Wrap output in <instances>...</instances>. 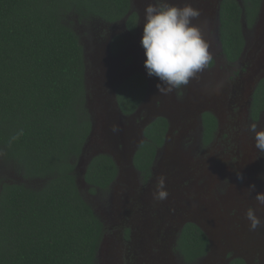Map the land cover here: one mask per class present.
Instances as JSON below:
<instances>
[{
  "label": "trees",
  "instance_id": "1",
  "mask_svg": "<svg viewBox=\"0 0 264 264\" xmlns=\"http://www.w3.org/2000/svg\"><path fill=\"white\" fill-rule=\"evenodd\" d=\"M261 2L221 1L219 41L229 64L240 58L243 25H254ZM129 11L130 0H0V170L11 166L24 180L0 179V264H98L104 226L76 172L92 126L86 55L77 27L118 24ZM136 17L132 13L127 19L131 31ZM146 90L147 81L138 74L117 89L122 116L136 111ZM263 111L264 79L251 96L250 119L258 122ZM203 119L201 145L206 147L217 125L210 113ZM166 128L165 119L158 118L145 129L135 152L141 187L152 178ZM20 129L23 135L12 141ZM117 172L109 156L94 157L83 175L88 193L104 194ZM173 251L184 263L195 264L208 254V240L197 226L186 224Z\"/></svg>",
  "mask_w": 264,
  "mask_h": 264
},
{
  "label": "flooded vegetation",
  "instance_id": "2",
  "mask_svg": "<svg viewBox=\"0 0 264 264\" xmlns=\"http://www.w3.org/2000/svg\"><path fill=\"white\" fill-rule=\"evenodd\" d=\"M221 1L222 0H194L195 3L192 4V6L194 8L199 9L200 12L202 11V9L206 12L208 6H214L213 10H211L209 13L212 12V16L215 17L214 36L217 38L216 45H217V54L219 56L217 59L216 55L212 54L214 58L213 64L210 67V69L205 72L206 73L215 72L217 66L216 61L219 60L220 63L223 65V67L229 68L228 69L229 75L227 77L230 78L232 81L237 82V78L242 77V75L247 73L249 70L256 68V70L252 73L253 76L257 79L253 87V89H255L256 85H258L264 79V65H260V66L255 65V62L256 61L260 62L259 60L263 57V55L258 54V51L260 49L259 45L264 40V37L263 35H260L261 38L260 39L255 38V41L252 44L249 42V38L245 37V46L243 48L240 58L238 59L237 62H235L234 65L229 64L221 55V46L219 41V33H218L220 26L219 7ZM236 1L240 3V0H236ZM148 2H149L148 0H138V2L137 0H130L131 11H129V13L124 17V19H122L118 24H113L103 29V32L105 31L104 35H101L102 33L101 29L99 30V32L95 31V33H93L95 40L93 41V45H92L94 50L91 51V57H95V59L97 60H99L98 54L103 52L101 45L103 40L105 42V43L103 42L104 47H106L107 43H109V47L107 51L104 50L103 58L100 59L102 61L107 60L108 63H113L114 60L122 56L124 52L126 51L132 52V56H128L124 60V62L120 63V65L112 66L110 68L112 71L111 75H113V77L119 74L121 75L124 72H126L132 64L140 65L141 67H143V61L145 58L143 57L142 59L139 58L140 49L135 47V45L138 44L135 43L140 41V38L137 37V33L140 30V35H141L140 28L142 23L141 18L143 15L140 13L138 14V11H141L140 7L146 6ZM262 10H264V0H262L261 2L259 13H261ZM132 13L137 14L135 21V28L133 31L127 28V19L129 15ZM259 15L260 14H258V16ZM212 20L213 18L211 19V21ZM207 22L208 20L207 17L205 16V13L203 16L200 15L198 20L193 21V24L201 28V31L206 40H207L206 34L208 29L205 30V27L207 25ZM258 23H259V17H257L253 25L254 29L258 28L257 27ZM86 38L87 37L83 39L84 51H86L85 49ZM87 42L88 43H86V48L88 49L92 41H87ZM249 43L251 44V46L249 45ZM89 59L91 61V65L86 66V81H85L88 91L87 100L89 99L90 101H94L93 103H96L98 105L96 109L97 112L101 113V115H104L103 112L101 111L104 108V103L110 100H114L112 98L113 97L111 93L112 91H110L107 87H105L107 85L103 80L99 82V79L97 78L100 77L101 71H99L97 65L95 66V64L92 62L90 57ZM244 60L246 61V65L243 66ZM85 63H87V58H85ZM250 67L252 68L250 69ZM235 69H237V71ZM137 74L141 75L139 73H136L130 77H133L134 75ZM130 77L125 79L123 82L117 83V85L115 84L116 85L115 100L117 96V89L121 87L122 84L125 83ZM205 79L207 78L202 73L198 80L192 81L194 85L191 84L190 81L189 85L181 90V94L179 96L174 92V93H169L166 96L161 95V98H158L157 97L158 91L155 86L153 89L154 94L152 96V99H153V103L155 104L154 109L156 113H159L161 111L162 113H165L164 108H166V104L164 103V100L162 98L166 100L167 104L169 103L171 110H175V111H178L179 109L173 108L171 101L172 98L175 101H177L178 104H185V106H186V98L189 96L192 100H198L199 102H201L204 96L203 93L206 92L205 88L207 87V90L210 89L209 86H206L207 84L205 83L201 84ZM154 81H155V85L160 83V81L156 77L154 78ZM253 89L249 93L251 96L253 93ZM233 94H234L233 91H231V98L228 101V105L229 104L232 105V102H235V99L234 101L232 100ZM145 97H146V93L141 103L144 101ZM214 105L215 102L210 98L206 102V106L210 108V111L197 112L199 110L198 109L195 111V113L189 114L183 110L181 113L174 114L170 118H168L167 115L164 117H160V116L150 117L149 119H147L148 121L149 120L150 121L147 122L144 126L143 123L140 124L141 121H144L147 118L145 116L146 113L143 112L133 122L132 131L131 133H129V136L130 135L135 136V141L132 139L131 136L129 137L130 141L136 142L137 145L136 150H137L145 139L144 138L145 129L153 122H155L158 118L165 119V121L167 122L166 133L164 135L163 145L159 147L156 152V157L154 160L156 161L157 158L160 156V153L163 147L165 146V144L171 148L177 146V148L179 147V149L180 148L183 149L186 145L187 146L193 145L195 137L194 134L191 133H193L195 127H193L192 124L194 123V121L190 119V117H193L195 118V120H197V124L195 123L194 124L196 126V129L199 130L198 136H199V141L201 143V134L204 129L203 117L206 113H210V115H212L216 120V125H217L216 132L217 130L220 129V122L217 115L218 109L215 108ZM212 107H214V111L211 112ZM117 109L119 111L118 106ZM263 113L264 111L260 114V118L258 122L261 120ZM132 114L129 116H123V118L124 119L128 117L130 118ZM248 116H250L249 112H248ZM126 124H128V122L124 121L123 125L126 126ZM228 144L221 148L225 158L221 159L220 161L217 160V163L219 164V162H222L221 164H225L223 167L225 173L232 175L233 181L237 183H241L242 179L244 178H248L250 181H253L255 175L251 172V170L247 169L244 172L239 168L240 166L238 163L242 162L244 159L242 157V154L240 152L233 153L234 149L232 148V146ZM118 148L120 150V146H118ZM178 161L180 160L174 161V164L178 163ZM263 161H264V154H263ZM261 162H260V166L263 171L262 174H264V165H262ZM253 163H256L258 167L259 163H257V160L256 162ZM116 168L118 171L117 176L116 179L109 186V189L104 194L101 191L97 190L98 192L97 194L99 198L103 197L102 209L100 208L97 209L92 204L95 213L98 215L104 226V234L97 254L98 264H186L182 261V258L179 256V254L174 253L173 251L177 237L186 224L175 233L170 234L169 232H167L166 218L165 219L161 218V215L164 214L163 208L161 206L159 207L154 202L147 200L142 201L140 199L142 191L148 188L150 185H152L151 180L149 181L148 184H146V188L140 190L138 189V187H140V177L135 168H134L136 171L135 177L129 176V183L127 185L120 182V168L119 166ZM203 172L204 169L202 173ZM237 172L240 173L242 179L237 178L236 176ZM202 173H200L199 171L197 174L200 176L202 175ZM202 177L204 178L203 175ZM227 183H229L228 179L224 180L222 187L224 184ZM81 188L85 191L86 198L91 203L90 198H92L94 195L88 193V187L86 185L81 186ZM187 224H191V223H187ZM253 254H256L254 258H253ZM229 257L230 255L228 254L226 255V257L223 258H221L219 254L212 256L205 255L204 257L199 258L195 264H226ZM250 257H251L249 261L250 264H253L252 261L254 260H255V264H264V245L261 252L255 251L254 253H252V256ZM231 261H229L228 264H230Z\"/></svg>",
  "mask_w": 264,
  "mask_h": 264
},
{
  "label": "water",
  "instance_id": "3",
  "mask_svg": "<svg viewBox=\"0 0 264 264\" xmlns=\"http://www.w3.org/2000/svg\"><path fill=\"white\" fill-rule=\"evenodd\" d=\"M180 1L182 0H174L175 5L178 6ZM259 14L257 27L264 23V10ZM143 17L144 14L141 18V35L144 23ZM141 35L139 30L137 37L141 39ZM135 44H137L135 47L140 49L139 58H145L140 41ZM108 47L109 43L106 44L105 51H107ZM128 56H132L131 51L124 52L113 63H108L107 60H93L99 71H101L100 77L97 79H99V82L103 80L106 83L107 86H104L112 91L114 100L104 103V108L101 110L104 115L97 112L98 105L93 103L94 101L87 100L92 126L87 141L83 146L82 156L76 166V172L80 173V177L77 178V183L80 186L85 185L83 175L86 166L97 155H107L112 159L116 167L119 166L121 183L127 185L129 176L135 177L136 171L133 166V157L137 145L134 142L135 136L130 135L134 140L130 141L129 133L132 131L134 120L143 112L146 113L145 116L147 118L141 121L140 124L143 123L144 126L150 121L147 120L150 117H164L167 115L170 118L183 110L189 114L195 113L198 109L197 112L210 111V108L206 106L207 100L204 97L208 96L207 93H209V89L207 90L206 87L207 92L206 94L203 93L205 95L201 102L192 100L189 96L186 98L185 106V104H178L172 98L173 108L179 109L175 111L171 110L169 103L167 104L166 100L162 98L166 104L165 113H162V111L156 113L152 99L153 89L156 86L155 77H149L144 67L132 64L123 74L114 77L111 75L112 71L110 68L120 65ZM136 73L143 75L147 81L146 97L135 113L130 118L124 119L121 112L117 109L115 86ZM157 97L161 98V94L158 92ZM212 111H214V107L211 108ZM124 121L128 122L126 126L123 125ZM114 128L116 129L115 131L113 130ZM118 146H120V150ZM180 149L177 146L171 148L165 144L160 156L153 163L152 185L142 191L140 199L154 202L163 208L164 214L161 215V218H166V231L170 234L177 232L187 223L197 226L208 240L207 256L219 254L223 258L228 254L230 257L226 264L234 259H242L245 264H250V253L261 252L264 245V210L263 206L258 205L255 200L257 191L249 190V185L251 184L248 178V181L242 182L244 185L237 186L238 184L231 180L232 175L225 173L224 168L218 165L217 160L219 158L216 155L197 156L193 153V148L186 152ZM219 152L223 154L221 151ZM177 160L180 161L174 164V161ZM241 166H248L251 169L257 168L256 163L246 162L245 159H243ZM239 168L241 169V167ZM203 169L204 172L202 173ZM199 171L204 178L202 175L199 176L197 174ZM160 176L166 178L165 186L168 192V197L163 201L153 199L156 182ZM226 179H228L229 183L222 187V183ZM248 206L257 209L256 215L262 221L261 226L252 231L249 230L248 221L244 217Z\"/></svg>",
  "mask_w": 264,
  "mask_h": 264
},
{
  "label": "clouds",
  "instance_id": "4",
  "mask_svg": "<svg viewBox=\"0 0 264 264\" xmlns=\"http://www.w3.org/2000/svg\"><path fill=\"white\" fill-rule=\"evenodd\" d=\"M200 15V10L190 3L176 6L169 0H151L144 7L140 39L145 57L143 67L149 77L160 81L156 85L159 94L166 96L175 92L179 96L190 81L198 80L212 66L214 58L209 50L210 44L201 28L193 24ZM248 131L253 133L254 147L264 154V129L257 130V124L251 123ZM20 135H23V129L11 140L18 139ZM236 176L242 179L239 172ZM165 180L164 176L157 179L154 200L163 201L168 197ZM249 190L254 191L255 185H249ZM255 200L258 205L264 206V192H257ZM256 212L257 209L249 207L244 213L250 231L262 224Z\"/></svg>",
  "mask_w": 264,
  "mask_h": 264
},
{
  "label": "rangeland",
  "instance_id": "5",
  "mask_svg": "<svg viewBox=\"0 0 264 264\" xmlns=\"http://www.w3.org/2000/svg\"><path fill=\"white\" fill-rule=\"evenodd\" d=\"M150 3L151 0H148ZM194 0H182L180 1L178 6H183L185 3H190L191 5L194 4L195 2H192ZM138 2V0H137ZM170 3L175 4L174 0H169ZM206 3V2H205ZM144 7H140L141 11H138V14H144ZM214 6H208L207 11L205 12L203 9L201 11V16L204 15L207 17V25L205 27V30L208 29L207 31V41L210 44V51L212 54L216 55V58L218 59V54H217V45H216V40L217 38L214 36V30H215V17L212 16V12L209 13L211 10H213ZM216 8V6H215ZM139 10V9H138ZM213 18V20L211 21V19ZM107 27V25H103V24H94L93 22H89L88 24L82 25V24H78L77 29L81 30L80 34L82 35V41L85 37L86 41H85V55L87 58V63L86 65L90 66L91 65V61L89 59V57L91 58L92 62L94 63L95 57H91V51L94 50V48L92 47L93 45V41L95 40L93 33H95V31H98L101 29L102 33L101 35H104L103 29H105ZM254 26H252L251 28L246 29L245 25H243L244 31V37L249 38V42L252 44L255 41V38L260 39V35H263L264 37V23L260 24V26L256 29L253 28ZM255 30V31H253ZM85 32V33H84ZM257 32V34H256ZM87 41H92L91 45H89V48H86V43H88ZM104 42V40H103ZM103 42L101 43L102 45V53L98 54V58L99 60L103 58V53L105 50V47L103 45ZM105 43V42H104ZM249 43V45L251 46V44ZM84 44V43H83ZM256 44V43H255ZM88 47V46H87ZM259 51L258 54L259 55H263V57L259 60L260 62L256 61L255 65L256 66H260V65H264V40L262 41V43L259 45ZM217 62V66H216V71L215 72H211V73H203L204 76L207 78L205 79L201 84L205 83L207 84L206 86H209V92L207 93L208 96H204L205 100H209L210 98L215 102V108H217V115L219 118V122H220V129L217 130L216 135L214 140L211 142L210 145L203 147L199 141V130L196 129L195 124H197V120H195V118L190 117V119H192L194 121L193 127L194 131L191 134H194V143L191 146H185L182 151L186 152L188 151L190 148H193L194 151L193 153H195L197 156L203 155L205 156H210L212 155H216L218 159V161H220L221 159H224V155L221 154L219 151L222 152L221 148L225 145H230L232 146L233 153H237L240 152L242 154V156L244 157V159L246 160V162L251 161V162H256L258 164V167L256 169H251L250 167H243L242 162H239V166L241 167L242 170H251V172L255 175L253 181H250L251 185H255V190L257 192H264V174H262V169L260 166V162L262 163V165H264V161H263V154H261L260 152H258V150L254 147V140H253V133L248 131V125L251 123H254L250 120V116H248V112H249V104H250V98L251 95L249 94L250 91L253 89L255 82H256V78L253 76V72L256 70V68L251 69L252 67H250L251 70H249L247 73L243 74L242 77L237 78V82L236 81H232L230 78H228L227 76L229 75V68H225L223 67V65L220 63L219 60L216 61ZM96 66V63H94ZM246 65V61L244 60L243 62V66ZM89 68V67H88ZM237 71V69H235ZM260 72V71H259ZM240 79V80H239ZM191 84L194 85V83L191 81ZM222 85V86H221ZM205 88V87H204ZM206 90V88H205ZM231 91H233V96H232V100L235 102H232V105H228V101L231 98ZM207 92V90H206ZM205 92V94H206ZM254 92V89H253ZM204 94V95H205ZM253 94V93H252ZM230 103V102H229ZM102 106V105H101ZM102 108V107H101ZM191 114V113H190ZM257 124V130H261L264 129V113L262 114L261 120L259 122L256 123ZM253 159V160H251ZM259 160V162H258ZM221 168L224 167L225 164H218ZM0 166H2V164L0 163ZM13 167L9 166L6 171L4 170H0V179H2V181H7L12 179L13 182L15 183H23V179L20 175L15 174L12 171ZM80 177V175L78 176V178ZM252 179V178H250ZM233 180V179H231ZM244 181H248L247 178H244L242 180V182ZM242 182L239 184L237 182L236 185L237 186H242L244 184H242ZM223 184V183H222ZM226 185V184H224ZM83 186V185H82ZM139 188H146V187H138ZM226 189V186H225ZM224 189V190H225ZM83 190V189H82ZM221 190H223L221 188ZM220 190V191H221ZM84 191V190H83ZM219 191V192H220ZM84 194L86 195L85 191ZM91 204H93L95 206V208L97 209H102V203H103V197L99 198L98 195H94L92 198H90ZM250 206H248L249 208ZM263 210H264V206H263ZM252 256V254L250 255ZM256 256V254H253V258ZM252 258V259H253ZM251 259V257H249V260ZM253 264H255V260L252 261Z\"/></svg>",
  "mask_w": 264,
  "mask_h": 264
}]
</instances>
